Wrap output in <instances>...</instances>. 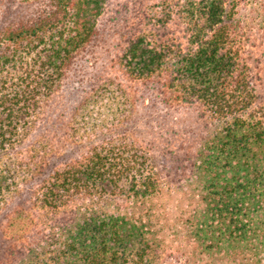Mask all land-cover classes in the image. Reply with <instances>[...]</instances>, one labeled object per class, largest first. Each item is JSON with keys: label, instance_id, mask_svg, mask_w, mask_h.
Here are the masks:
<instances>
[{"label": "trees", "instance_id": "16d2710c", "mask_svg": "<svg viewBox=\"0 0 264 264\" xmlns=\"http://www.w3.org/2000/svg\"><path fill=\"white\" fill-rule=\"evenodd\" d=\"M40 1L33 16L0 30V160L22 144L66 68L95 37L108 2ZM177 1L180 34L168 36L174 33L163 20L129 40L119 60L138 78L165 72L175 97L202 106L216 127L191 164L193 187L178 188L198 199L186 219L193 254L198 249L230 264H264V106H254L258 95L242 56L238 12L229 0ZM129 147L123 158L115 147L96 146L43 178L35 192L40 207L55 213L81 195L122 192L132 203L127 212H74L47 240L30 242L34 247L18 258L10 251L0 264H167L159 232L165 224L145 207L163 194L162 184L149 149ZM4 163L0 200L12 182L4 175L12 161ZM163 214L169 218L171 210ZM26 220L18 210L4 228L26 226Z\"/></svg>", "mask_w": 264, "mask_h": 264}, {"label": "rangeland", "instance_id": "374dc122", "mask_svg": "<svg viewBox=\"0 0 264 264\" xmlns=\"http://www.w3.org/2000/svg\"><path fill=\"white\" fill-rule=\"evenodd\" d=\"M229 1L238 12L242 56L258 95L254 106H264V0ZM40 2L0 0V30L33 16ZM181 3L106 2L95 37L66 68L60 88L42 104L22 144L7 156L11 157L0 160V170L5 161H12L10 172H4L12 182L0 200V260L7 258L10 251L14 258L27 254L34 247L30 242L47 240L49 233L57 231L56 226L67 222L74 212L90 208L127 212L132 203L122 192L116 196L81 195L72 206L57 213L40 207L35 192L43 178L91 154L96 146L115 147V153L124 158L130 155L133 143L149 149L162 184L163 194L145 207H153L159 221L165 224L159 232L165 239L167 264H230L221 259V254L208 255L198 249L193 254L194 242L186 219L194 214L198 199L187 198L183 190H178L193 187L191 164L202 142L216 127L203 116L202 106L175 97L166 85L165 72L138 78L119 60L129 40L140 32L159 28L163 20H169L167 33H174L168 36L179 35L183 28L177 16ZM127 184L123 181L120 185ZM167 209L171 210L169 218L163 214ZM18 210H23L31 221L26 220V226L21 221L22 227L19 224L5 229L8 217Z\"/></svg>", "mask_w": 264, "mask_h": 264}]
</instances>
